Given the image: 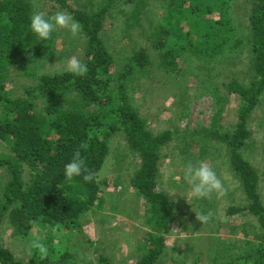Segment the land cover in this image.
Wrapping results in <instances>:
<instances>
[{"label": "trees", "instance_id": "trees-1", "mask_svg": "<svg viewBox=\"0 0 264 264\" xmlns=\"http://www.w3.org/2000/svg\"><path fill=\"white\" fill-rule=\"evenodd\" d=\"M50 1L83 26L79 33L84 39L80 62L87 65L88 72L83 77L69 71L34 76L33 85L23 86L20 95L7 101L2 83L5 73L28 51L47 54L54 47L55 33L50 41H37L29 27L33 14L30 0H0V141L12 152V155L0 154V229L4 223L9 224L14 235L23 238L31 237L29 234L34 227L45 229L42 242L48 248L47 257L23 262L0 243V264H66L71 257L68 247L53 242L54 234L64 233V230L84 238L96 264H114L103 249L94 246L80 218L86 212L101 210L104 202L101 185L106 186V183L97 181V174L111 157L109 141L115 137L122 138L127 150L138 157V169L130 185L145 198L151 227L150 232L144 233L146 249L133 264L158 262L174 222L182 218L175 213L168 196L154 192L160 160L166 157L173 135L184 145L199 144L201 155H204L203 144L193 138L196 134L213 137L214 141L226 146L229 169L240 182L247 202L242 208L229 207L227 215H253L264 230L259 176L242 153L255 147L254 132L248 128V121L264 92V0H246L249 33L240 38L230 27L227 17L215 22L206 19L212 13L231 9L234 0H161L162 16L156 24L151 23L154 30L149 37L156 51L155 58H151L146 47L137 46L133 32L141 26L149 3L154 0H133L121 32L122 37L130 35L132 38V56L125 59L122 73L116 67L121 53L112 55L102 36L103 24L112 16L109 9L118 0H108L92 13L74 9L66 5L65 0ZM239 42L249 51V71L253 78L249 85L235 79L225 83L227 93L237 95L240 100L232 131L220 134L217 128H200L188 134L190 139L185 141L187 134L181 137L182 133L177 130L155 133L146 127V121L130 103L127 80L148 77L151 70L159 69L174 88L183 87L180 74L183 78L192 75L194 81L201 84L203 79L197 71L204 67L182 68L179 65L188 59L186 54H195L198 61L209 62L239 46ZM114 78L120 82L116 84ZM205 80L213 91L216 115H220L226 99L211 80ZM114 84L116 87L111 88ZM185 91L180 93L181 103L187 98ZM262 131L264 133V127ZM76 151L95 174L90 183L80 178L72 182L64 179V165L71 161ZM125 157V153L117 154V164ZM24 165L29 169L27 183L22 178ZM103 222L101 219L100 224ZM261 238L259 245L230 255L227 260L225 253L218 256L222 244L214 240L208 263L264 264V232ZM35 241L37 239L31 241V245ZM32 255H38L33 248ZM200 260L197 255L192 264Z\"/></svg>", "mask_w": 264, "mask_h": 264}, {"label": "rangeland", "instance_id": "rangeland-1", "mask_svg": "<svg viewBox=\"0 0 264 264\" xmlns=\"http://www.w3.org/2000/svg\"><path fill=\"white\" fill-rule=\"evenodd\" d=\"M66 5L88 13L96 12L108 0H65ZM33 13L42 12L50 16L57 11H66L50 0H30ZM100 2V4H99ZM133 0H118L109 9L108 17L103 24L102 36L109 48V52L117 56L120 63L116 65L122 73L125 59L132 56V38L122 37L121 32L127 13H131ZM161 0L150 1L146 16L141 20V26L135 29L137 46L142 45L148 49L151 58H155L156 51L151 46L150 34L154 28L152 24L159 22L163 7ZM249 4L246 0H234L231 9L223 12H215L206 19L215 22L224 18L229 19L230 27L238 38L249 33L247 15ZM234 20L238 21L235 22ZM152 23V24H151ZM132 24V21H129ZM132 31L130 32V34ZM83 38L77 34L72 36L67 29H59L55 32L53 48L47 54L26 52L20 60L10 66L3 76L4 92L7 101L21 94L23 86H31L35 82L34 76L65 72L68 61L75 57L80 61ZM218 56L209 62L198 61L195 54H186L188 59L180 62V66H202L197 71L203 82L194 81L192 75L183 78V87L174 88L166 79L164 72L151 70L148 77L127 80L128 96L131 105L146 121V127L155 133L164 130L182 133L181 137L189 135L195 130L217 128L219 133L232 131L237 122V109L240 100L237 95L228 94L225 83L231 79L240 84L249 85L253 76L249 71V51L243 48L244 43ZM204 61V62H203ZM155 65V61L153 63ZM213 69H210V68ZM118 71V70H117ZM116 75V73H115ZM114 75V76H115ZM207 78L216 86L220 95L226 99L223 112L216 115L217 107L213 100V91L204 81ZM208 81V80H207ZM117 84V78H114ZM116 87L112 85L111 88ZM186 89L187 98L181 103L180 93ZM207 90V92H205ZM41 107V104L39 105ZM264 92L259 97L258 104L251 112L248 128L254 132L255 147L243 151L244 158L257 170L258 191L264 206ZM188 132V133H186ZM166 150V157L160 160L159 178L154 192H163L174 204V211L182 217L173 224V230L167 237V246L163 255L155 264H192L198 255V264L208 263L210 251L214 240L219 241L218 256L225 253V260L230 255L248 251L253 245H259L264 230L257 218L250 214L237 213L227 215V209L231 206L242 208L247 202L241 189L240 182L232 175L226 158V146L212 138L196 134L193 138L203 144L204 155L200 154L199 144H183L182 140L175 138ZM111 157L97 174V181H105L106 186L101 185V194L104 202L101 210L86 212L82 215L81 222L95 247L101 248L107 253L114 264H133L144 253V233L150 231L149 214L146 209V200L140 196L136 189L130 185L138 169L139 160L136 154L130 153L123 139L115 137L109 141ZM125 153L123 162L117 164L116 155ZM0 154L12 155V152L0 141ZM203 162L211 167L222 181L225 194L211 198L194 199L190 186L183 179L186 166L191 163L199 166ZM22 178L29 181V169L24 165ZM209 216L207 222H200L199 216ZM103 223L100 224V220ZM31 237L23 238L15 236L9 224L4 223L0 229V243L8 247L13 254L27 262L29 258L42 259L39 255H32L31 241L45 238L46 230L37 227L32 228ZM53 242L69 249L70 258L66 264H96L92 255V249L78 233L64 230V233L54 234ZM224 249V251H222ZM213 256V255H212ZM217 256V258H218Z\"/></svg>", "mask_w": 264, "mask_h": 264}, {"label": "clouds", "instance_id": "clouds-1", "mask_svg": "<svg viewBox=\"0 0 264 264\" xmlns=\"http://www.w3.org/2000/svg\"><path fill=\"white\" fill-rule=\"evenodd\" d=\"M29 21L30 30L39 42L50 41L53 34L59 29H67L72 36H76L83 27L71 14L66 15L63 11H57L50 16H45L42 12H35L30 16ZM67 70L75 76L83 77L87 74L88 67L73 57L68 61ZM63 176L69 182L80 178L83 182L90 183L95 179V174L87 168L86 161L79 151H76L71 161L64 165ZM183 179L190 186L194 199L211 198L214 194L217 197H222L225 194L223 183L217 173L203 162L199 166L189 163L186 166ZM209 216L210 214H201L199 221L207 222ZM32 248L42 259L47 257L48 248L40 240L35 241Z\"/></svg>", "mask_w": 264, "mask_h": 264}]
</instances>
